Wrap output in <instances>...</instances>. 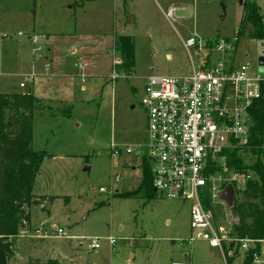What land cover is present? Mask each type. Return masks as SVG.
<instances>
[{
  "label": "rangeland",
  "instance_id": "obj_1",
  "mask_svg": "<svg viewBox=\"0 0 264 264\" xmlns=\"http://www.w3.org/2000/svg\"><path fill=\"white\" fill-rule=\"evenodd\" d=\"M252 1L264 21V0ZM245 2L0 0V93L30 94L37 101L31 147L47 156L32 195L54 199L25 210L29 220L23 221V236L15 240L8 264H128L130 253L131 264H171L185 259L180 255H187L190 264H226L225 245L212 248L201 239L209 232L190 229V202L138 192L139 158L126 155L123 147L145 141L141 99L146 80L189 73L182 40L191 33L235 38ZM170 5L185 9L178 13L183 19H165ZM117 36L133 39L134 67L130 73L116 70L119 77L111 80ZM258 42L246 32L237 42V63L253 72L260 67ZM111 144L120 150L115 158ZM116 193L135 194L122 198ZM212 211L213 228L230 236L224 205L217 203ZM52 225L63 230V237L54 231L47 239L26 234ZM109 238L116 241L111 248ZM88 239H98L100 248L88 249ZM244 257L238 252L232 264Z\"/></svg>",
  "mask_w": 264,
  "mask_h": 264
},
{
  "label": "built area",
  "instance_id": "obj_2",
  "mask_svg": "<svg viewBox=\"0 0 264 264\" xmlns=\"http://www.w3.org/2000/svg\"><path fill=\"white\" fill-rule=\"evenodd\" d=\"M184 11L183 7L170 5L164 17L177 22L183 19L178 13ZM238 33L237 29L233 39H207L194 32L182 40L189 73L146 80L141 99L146 115L145 141L132 148L125 146L123 150L126 155L137 156L139 162L143 156L149 161L156 198L191 203L190 229L209 232L210 236L204 234L201 239L210 247L222 250L225 245L228 258L234 257L237 251L251 255L252 264H259L264 256V241L234 239L229 232L222 228L215 230L212 225V206L219 203L218 193L227 184H231L236 193L252 177L250 172L228 170L224 155L226 149L248 145V109L260 98L264 82L259 68L253 72L248 64L237 63ZM113 56L110 79L116 80L119 77L116 70L122 62L114 48ZM23 87L20 84V88ZM260 139L264 152V130ZM109 149L112 158L120 155L116 145L111 144ZM119 180L116 175L114 181ZM206 197L209 209L202 205ZM53 231L63 237V230L55 225L49 230L43 228L31 233L27 230L26 234L29 239H47L48 233ZM85 241L90 250L100 248L98 239ZM106 241L110 248L116 243L114 238ZM171 264L190 263L175 261Z\"/></svg>",
  "mask_w": 264,
  "mask_h": 264
},
{
  "label": "trees",
  "instance_id": "obj_3",
  "mask_svg": "<svg viewBox=\"0 0 264 264\" xmlns=\"http://www.w3.org/2000/svg\"><path fill=\"white\" fill-rule=\"evenodd\" d=\"M78 1V0H76ZM93 1V0H79ZM238 35L246 32L251 38L264 41V21L257 5L246 0ZM115 51L122 64L117 70L130 73L134 67V41L129 36H117L113 40ZM35 98L30 94L3 95L0 93V264H8L14 257V242L29 220L25 213L31 206L51 202L53 198L35 199L32 195L35 177L47 156L45 152L32 150L33 114L37 108ZM249 142L244 148H229L224 151L227 168L230 171L252 174L242 190H236L232 213L238 223L231 226V237L264 241V152L260 136L264 130V82L261 83V96L248 109ZM251 160L247 163L246 159ZM141 182L139 190H146L155 196L152 188L151 165L145 156L140 162ZM137 192V193H138ZM135 193H116L127 198ZM204 209H209L208 197L202 200ZM23 222V223H22ZM43 227L31 229L30 232ZM235 244L232 243V248ZM229 258L232 264L237 256ZM241 264H252V256L245 255Z\"/></svg>",
  "mask_w": 264,
  "mask_h": 264
},
{
  "label": "water",
  "instance_id": "obj_4",
  "mask_svg": "<svg viewBox=\"0 0 264 264\" xmlns=\"http://www.w3.org/2000/svg\"><path fill=\"white\" fill-rule=\"evenodd\" d=\"M223 13L225 11L224 7H222ZM258 49H259V59H258V65L259 67V73L261 75H264V41L258 42ZM217 199L219 203H222L225 207V211L227 212L230 221V225H234L238 223V219L234 217L232 210L234 207L235 199H236V193L231 184H227L222 191H220L217 195Z\"/></svg>",
  "mask_w": 264,
  "mask_h": 264
},
{
  "label": "crops",
  "instance_id": "obj_5",
  "mask_svg": "<svg viewBox=\"0 0 264 264\" xmlns=\"http://www.w3.org/2000/svg\"><path fill=\"white\" fill-rule=\"evenodd\" d=\"M71 53H72V52H71ZM168 57H169V56H167V58H168ZM67 110H69V109L67 108ZM191 239H192V237H190L188 241H190ZM193 240H194V239H192L191 242H193ZM189 243H190V242H189ZM115 244H116V243H115ZM129 256H130V258H129V260H128V264H131L132 254L130 253ZM180 258H185V259H182V260H179V261H187V260H186L187 255H182V256L180 255ZM172 262H175V261H171V263H172Z\"/></svg>",
  "mask_w": 264,
  "mask_h": 264
}]
</instances>
